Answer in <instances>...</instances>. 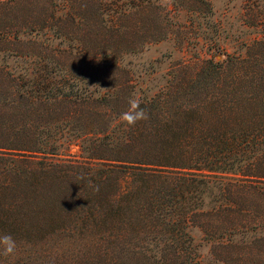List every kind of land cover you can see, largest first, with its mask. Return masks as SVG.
I'll list each match as a JSON object with an SVG mask.
<instances>
[{
    "label": "trees",
    "instance_id": "16d2710c",
    "mask_svg": "<svg viewBox=\"0 0 264 264\" xmlns=\"http://www.w3.org/2000/svg\"><path fill=\"white\" fill-rule=\"evenodd\" d=\"M240 3L246 39L211 0H0V264H264V0ZM166 41L194 55L139 87L124 58Z\"/></svg>",
    "mask_w": 264,
    "mask_h": 264
},
{
    "label": "rangeland",
    "instance_id": "374dc122",
    "mask_svg": "<svg viewBox=\"0 0 264 264\" xmlns=\"http://www.w3.org/2000/svg\"><path fill=\"white\" fill-rule=\"evenodd\" d=\"M240 1L241 0H211L214 7L213 9L216 12L212 22L219 19H226L228 21L227 26L232 25L234 30H242L243 32H238L237 34L242 35V39H246L247 31L243 29L244 27H241V21L239 19L242 12L241 4L243 5ZM207 45H209L208 41ZM175 48H177V46L174 41H166L158 45H153L148 47L141 54L125 57L123 65L130 70L132 69V72L135 74V79L140 81L139 87L151 89L152 87L166 85L168 74L172 69L174 61L184 56L188 58L194 55V50L187 52L189 55L187 56L185 54H178ZM205 52L206 49L203 55H205ZM157 60H160L161 63L158 64ZM150 95H152V92H148V96ZM77 151V147L72 148L73 154H77ZM193 233L197 244L200 245V253L203 257L207 258L206 261H208L210 257L208 254L209 250L204 241H202V235L198 230H194Z\"/></svg>",
    "mask_w": 264,
    "mask_h": 264
},
{
    "label": "clouds",
    "instance_id": "9594fccd",
    "mask_svg": "<svg viewBox=\"0 0 264 264\" xmlns=\"http://www.w3.org/2000/svg\"><path fill=\"white\" fill-rule=\"evenodd\" d=\"M165 2L166 0H161L162 4ZM147 118L146 112L140 108V102L135 98L129 100V109L120 117L129 127H133L138 121L146 120ZM0 248H2L3 255L5 256L15 254L16 244L11 235L4 234L0 236Z\"/></svg>",
    "mask_w": 264,
    "mask_h": 264
}]
</instances>
